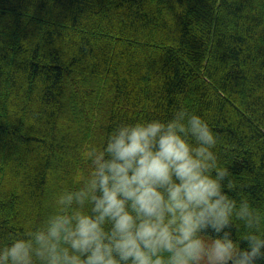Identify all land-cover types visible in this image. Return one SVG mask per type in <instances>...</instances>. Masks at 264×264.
I'll list each match as a JSON object with an SVG mask.
<instances>
[{
    "label": "trees",
    "instance_id": "obj_1",
    "mask_svg": "<svg viewBox=\"0 0 264 264\" xmlns=\"http://www.w3.org/2000/svg\"><path fill=\"white\" fill-rule=\"evenodd\" d=\"M181 104L218 132L235 195L264 208V0H0V246L114 121Z\"/></svg>",
    "mask_w": 264,
    "mask_h": 264
},
{
    "label": "clouds",
    "instance_id": "obj_2",
    "mask_svg": "<svg viewBox=\"0 0 264 264\" xmlns=\"http://www.w3.org/2000/svg\"><path fill=\"white\" fill-rule=\"evenodd\" d=\"M219 144L182 104L114 121L42 220L9 234L0 264H264V208L235 195Z\"/></svg>",
    "mask_w": 264,
    "mask_h": 264
}]
</instances>
